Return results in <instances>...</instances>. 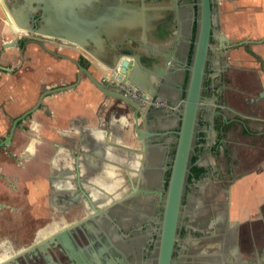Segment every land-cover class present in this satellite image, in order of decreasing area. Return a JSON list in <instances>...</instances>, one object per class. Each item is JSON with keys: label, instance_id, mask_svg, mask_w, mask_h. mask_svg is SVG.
<instances>
[{"label": "flooded vegetation", "instance_id": "af4514ba", "mask_svg": "<svg viewBox=\"0 0 264 264\" xmlns=\"http://www.w3.org/2000/svg\"><path fill=\"white\" fill-rule=\"evenodd\" d=\"M228 1L211 0V23L221 31ZM7 13L24 33L4 36ZM101 17L106 25L94 42L83 47L69 40L78 37L80 22L90 33L89 25ZM118 17L119 27L109 26ZM198 19V0H0V33L7 37L0 43V71L9 66L14 73L41 51L73 62L70 83L78 62L139 106L105 93L81 72L103 96L100 119L120 146L109 147L103 133L92 138L100 149L58 152L59 167L42 169L40 222L27 223L24 238L0 234V264H264V77L230 56L232 49L256 43L253 38L233 39L222 31L229 43L245 40L222 46L212 32L175 224L173 231L165 228ZM12 41L18 44L4 47ZM247 49L264 73V59ZM116 53L132 60L130 73L136 61L137 83L112 76ZM97 57L104 59L101 65ZM97 153L99 163L109 162L110 174L119 176L106 179L111 190L95 179L90 155ZM27 171L34 184L35 172ZM95 188L107 195L97 197ZM26 198V214L37 219Z\"/></svg>", "mask_w": 264, "mask_h": 264}, {"label": "crops", "instance_id": "0c3cea01", "mask_svg": "<svg viewBox=\"0 0 264 264\" xmlns=\"http://www.w3.org/2000/svg\"><path fill=\"white\" fill-rule=\"evenodd\" d=\"M5 11L6 9L4 13ZM2 19L5 22L9 21L8 27H1L3 34L5 36L11 34L15 36L16 26L11 16L7 13ZM220 25L225 35L233 39L245 37L259 39L263 37L264 0H231L225 2L220 14ZM251 48L264 59V42L251 44ZM230 56L232 60L237 61L240 65L257 69L258 73L264 77V73L259 70L260 65L257 59L245 55L242 46L232 49ZM94 59L100 65V62H104L101 57ZM74 78L75 70L71 60L42 53L41 51L30 54L29 60L24 59L22 64L19 65L18 71L14 73L0 71V137L6 134L11 117L14 118L20 115L28 109L27 107H31L35 103L37 98L33 101L32 97H38L45 88L68 84ZM102 100L103 96L85 77L81 78L76 86L45 95L40 106L33 111L31 116L18 121L9 150L4 151L7 155L11 153L15 156V160L12 159L11 162L4 160L5 164L12 166L11 168L14 171L10 169L9 173L13 177H16L18 172H22L24 169L18 163L25 166L28 160H32V163L34 160L37 171L35 173V183L28 182V179L31 178H26L25 175L23 184L28 185L30 190L36 188L35 193L30 191L17 195L2 177H0V187L2 188L0 193L5 190V194L15 197V200L16 197H22L25 209L26 197L30 195V201L34 203H31L33 205L30 207L29 213L39 217L42 202H44L41 192L42 169L47 164H52V169L59 167L58 152L63 153L72 147L71 139H82V148H85L83 143L85 139H90L92 130L102 131L104 132L103 137L106 135L108 139L109 147L111 144L119 147L120 144L112 143L114 132L112 130L108 131L103 125V120L100 119V115L105 112V107L101 105ZM118 122L113 121L115 125ZM91 137H94V135ZM91 142L89 145L97 148L94 141ZM65 144L68 145V148ZM110 151L112 152V148H110ZM10 174L7 176L9 177ZM13 186L16 187L15 184ZM8 196L5 195V199L0 200L12 202L8 200ZM29 216L31 215L29 214Z\"/></svg>", "mask_w": 264, "mask_h": 264}, {"label": "water", "instance_id": "95a60500", "mask_svg": "<svg viewBox=\"0 0 264 264\" xmlns=\"http://www.w3.org/2000/svg\"><path fill=\"white\" fill-rule=\"evenodd\" d=\"M198 6H199V19H198V25H197V30H196V37L194 40L192 59H191V63L188 65L189 79H188V83L185 89L186 94L182 102L183 107L180 110L181 125L178 130L179 139H178L177 149L175 153L173 172H172L171 181H170V191H169L170 197L168 200V209H167L166 224H165V228L170 229V231H173V228H174L175 212L177 211V208H178L181 188H182L185 173L187 170V163H188V159L190 155V150L192 147L191 142H192V138L194 134V125L197 119V112L200 107L202 81H203V75L205 71V63L207 60V53L210 47V38H211V35H213L212 32L214 33L218 32V35H219L218 38L222 46H226L227 43L230 46L238 45V44H242L245 41V40H242L236 43H231V42L229 43L228 38L224 35V33L220 29L215 28L212 25L211 23V19H212L211 0H198ZM101 10H102L101 13L105 12V9H101ZM116 19H119V20H116ZM116 19L115 21L108 23L109 26L113 25L112 27H116V26L119 27V25L121 24V18L118 17ZM105 25H106V21L104 20V18L103 17L98 18L95 22L91 23V29L89 33L88 31L85 30V24L83 22H80V25H77V31H76V34L78 37L74 39L69 38V40L85 47L84 46L85 41L90 39V40H93L94 42V39H96L94 37H98V35L102 31L101 27L104 29ZM135 30H136L135 28H132L133 32H135ZM129 34L131 38H133V34H131L130 31H129ZM251 41L259 43V42L264 41V37L260 39L251 40ZM12 43H14L15 46L18 44L17 41H12L10 43H5L3 45L4 47H6L9 45H12ZM111 61H112L110 64L111 69H114L111 72L112 76L115 77L116 72H119V74L117 73L118 77H121L122 74H124V77L127 76L130 81L137 83L136 72H135V68L137 66L136 61L134 62L135 68H133L132 73L130 72L127 73V68H130V66L132 65V60L125 58V57H121L120 53H116L114 55V59L112 58ZM76 63L79 67L76 80L73 83H70L67 85L43 90L39 94L35 103L31 107L23 111L20 115L16 116L12 120L8 133L0 140V146L10 143L13 132L17 126L18 121L24 118L25 116H27L29 113L36 110L39 107L43 97L47 93L73 87L79 82L81 78V72H84L90 78V80L99 89H101L105 93L110 94L112 96H118L120 98H123L125 101H127L132 106H134L135 109L139 108L137 102L133 101L132 99H130L124 94L109 90L108 88L103 86L101 81L95 78V76L88 70V68L83 67L78 62ZM161 72L162 70L159 73L161 74ZM135 118H137L136 114H135ZM164 247L166 248L167 250L166 254L168 255L169 249L171 247V241H167Z\"/></svg>", "mask_w": 264, "mask_h": 264}, {"label": "rangeland", "instance_id": "374dc122", "mask_svg": "<svg viewBox=\"0 0 264 264\" xmlns=\"http://www.w3.org/2000/svg\"><path fill=\"white\" fill-rule=\"evenodd\" d=\"M90 26L91 25H89V27ZM90 29H91V27H90ZM4 36L0 33V43H1L2 40H5V38H7V37H4ZM14 40H17V39H14ZM241 46H242V48L248 50L247 47L250 48L251 47V44H243ZM18 68L19 67H16L15 68V72L18 71ZM2 70L5 71V72H9V66L6 69H2L1 68V71ZM49 88H52V87H48V88H45V89H49ZM45 89H43V90H45ZM32 98H33V101H34V99H36L37 96L36 97H32ZM29 107H27V108H29ZM32 113L29 116H31ZM12 119H13V117H11L10 118V122H8L9 128L11 126ZM9 128H8V130H9ZM8 130H7L6 134L8 133ZM90 136H93V135H90ZM3 137H0V140ZM86 137H89V136H86ZM92 138H94V137H90L89 140L88 139H85V141L83 143V146H85V151L84 152H86L87 149L89 150V152L93 151V147H91V145H89V144L92 143L91 142L92 140L94 141L95 147H98V149H100L102 147V145L100 144L99 141H96L95 142V140L92 139ZM70 141L72 142V147L68 148V145L65 144V146L68 148V150H67L68 152H71V150L72 149H75V148H76V150L81 151L80 149H82V144H81L82 139H80V140H78V139L77 140L76 139L72 140L71 139ZM10 144H11V141H10V143H8L6 145L0 146V177H2L5 180V183L9 184L10 188H12L14 190L13 192L15 194L22 195L23 193L28 192L29 189H30L28 185L26 186V185L23 184L24 176L26 175L27 176L26 178H29V171H27L28 170L27 168H32L35 173L37 171H36L35 166H34V160H33V163L31 162L32 160L31 161L28 160L26 162V165L25 166H22V164L18 163L19 166H21L24 169H23L22 172L21 171L20 172L17 171L18 172V175L16 177H13V175L9 173L10 169L13 170V168H11L12 166H9L8 164H5L6 162L4 161V160H6V161L11 162L12 159L15 160V156L12 155L11 153L8 154V155L4 153V151H8L9 150L8 148L10 147ZM98 149H95V150H98ZM83 155H88L89 156V154H87V153H83ZM97 156L100 157V154L97 153V154H94V155L93 154L90 155V157L93 158V160L90 158L91 159L92 166L94 165L93 167H96V169L97 168L99 169L100 168L99 167L100 165H101V167L103 165H105V167H108L109 164L106 163V162L99 163V161L97 159ZM24 158H26V157H24ZM83 160H84V158H83ZM115 160H117V161L116 162L113 161V162L116 163V164H118L120 162L121 158L118 156V157H116ZM82 163H84V161ZM25 169H27V170H25ZM97 173H98V170L95 171V174H97ZM9 174H10V176L8 177L7 175H9ZM110 175L111 176L112 175L113 176H117V178L119 177L117 175V173H116V170H114ZM96 178H98V176H96ZM13 184H15L16 187H14ZM0 189H2V188L0 187ZM35 189H32L31 188V191L33 193H35ZM3 193H0V199H5V195L8 196V194H5V190L3 191ZM7 198H8V200H10L12 202H4V201L0 200V234H1L2 237H4V236H7V234H12L14 232H17L16 234L18 235V237L24 238V235H25L24 232H26V231L25 230L22 231V229L23 228H27V225L30 223V221L31 222L32 221L40 222V220H41L39 218L40 216L37 217V219H35V218H32V217L28 216V214H26V212H25L26 209L24 207V201L22 200V197L21 198L20 197H16V200H15V197H12V196H8ZM18 198H20V199H18Z\"/></svg>", "mask_w": 264, "mask_h": 264}, {"label": "bare ground", "instance_id": "6f19581e", "mask_svg": "<svg viewBox=\"0 0 264 264\" xmlns=\"http://www.w3.org/2000/svg\"><path fill=\"white\" fill-rule=\"evenodd\" d=\"M8 11V10H7ZM15 32H17V33H22V32H25L24 31V29H22V28H17L16 27V31ZM139 34H140V32H139ZM133 55V54H132ZM124 56V55H123ZM127 57V56H126ZM130 57H131V55H130ZM133 58V57H132ZM129 59V58H128ZM116 66H118V65H116ZM112 70V69H111ZM128 72V71H127ZM119 74V72H116V75H117V77H118V74ZM126 76V75H125ZM122 77H124V74H122V76L121 77H118V78H122ZM126 122V121H125ZM102 134H103V132L101 131V132H99V131H93L92 130V135H94L95 137H100V136H102ZM104 135V134H103ZM110 152V153H109ZM108 152V155L107 156H109V158L110 159H114V155H113V153L111 152V151H109ZM109 163V162H108ZM110 166L112 167V163L110 162ZM100 168L99 169H97L98 170V173L97 174H95V176H98V178H95L96 180H97V182H99L100 181V184H101V187L103 188H105V189H108V190H111L112 188H109V184L106 182V179L107 178H110V177H112L111 175H110V172H109V169H107V168H110L109 167V165H108V167H105V165H103L102 167H101V165L99 166ZM93 168V167H92ZM96 169V168H95ZM111 169V168H110ZM116 175V174H115ZM92 178H94V177H92ZM113 178V177H112ZM116 180V179H115ZM97 184V183H96ZM99 184V183H98ZM97 184V185H98ZM96 185V186H97ZM112 186V185H111ZM94 194L97 196V197H100V196H105V195H107V194H103V192H100V191H98V189L97 188H95L94 189Z\"/></svg>", "mask_w": 264, "mask_h": 264}]
</instances>
